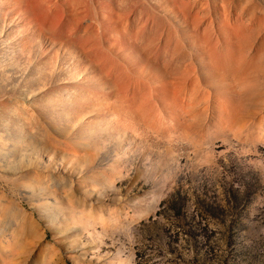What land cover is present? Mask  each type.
Returning <instances> with one entry per match:
<instances>
[{
	"label": "rangeland",
	"instance_id": "374dc122",
	"mask_svg": "<svg viewBox=\"0 0 264 264\" xmlns=\"http://www.w3.org/2000/svg\"><path fill=\"white\" fill-rule=\"evenodd\" d=\"M249 2L241 99L146 133L0 131V264H264V0Z\"/></svg>",
	"mask_w": 264,
	"mask_h": 264
},
{
	"label": "bare ground",
	"instance_id": "6f19581e",
	"mask_svg": "<svg viewBox=\"0 0 264 264\" xmlns=\"http://www.w3.org/2000/svg\"><path fill=\"white\" fill-rule=\"evenodd\" d=\"M249 1L0 0L1 134L43 120L81 135L168 130L211 98L241 99Z\"/></svg>",
	"mask_w": 264,
	"mask_h": 264
}]
</instances>
